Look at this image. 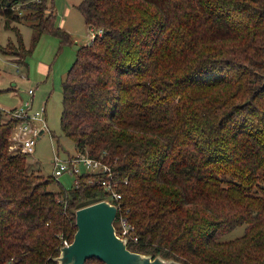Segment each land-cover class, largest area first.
<instances>
[{
    "label": "trees",
    "instance_id": "1",
    "mask_svg": "<svg viewBox=\"0 0 264 264\" xmlns=\"http://www.w3.org/2000/svg\"><path fill=\"white\" fill-rule=\"evenodd\" d=\"M16 4L34 13L33 40H69L48 0H0V14L16 19ZM76 8L95 34L62 81L61 128L76 150L106 152L117 214L136 238L126 246L184 264H264V0ZM4 117L0 110V264H57L74 211L105 192L88 175L50 189L56 179L8 151L15 119ZM241 224L242 235L219 239Z\"/></svg>",
    "mask_w": 264,
    "mask_h": 264
},
{
    "label": "rangeland",
    "instance_id": "2",
    "mask_svg": "<svg viewBox=\"0 0 264 264\" xmlns=\"http://www.w3.org/2000/svg\"><path fill=\"white\" fill-rule=\"evenodd\" d=\"M81 0H48L53 11V25L69 34L64 41L55 33L43 32L33 40L34 31L30 24L34 13L19 4L14 7L17 18H7L0 14V106L11 108L32 99V111L45 107L46 127L40 132L34 144L33 153L27 155L30 167L41 176H52L53 149L63 158L75 152V142L66 136L61 128L62 81L74 61L77 48L88 44L93 30L87 27L76 6ZM50 10H45L44 13ZM20 38V41H19ZM26 50V51H25ZM32 89L31 97L27 92ZM40 127L41 121H35ZM75 176L67 173L49 184L52 190L60 186L73 187ZM105 198V196H104ZM245 225H237L219 236L220 240H231L244 233Z\"/></svg>",
    "mask_w": 264,
    "mask_h": 264
},
{
    "label": "built area",
    "instance_id": "3",
    "mask_svg": "<svg viewBox=\"0 0 264 264\" xmlns=\"http://www.w3.org/2000/svg\"><path fill=\"white\" fill-rule=\"evenodd\" d=\"M101 31L98 30V33ZM95 32L93 31L92 37ZM27 92L32 97L34 92L28 89ZM32 99L25 101L19 106L11 108H4L0 106V110L4 113L6 119H15L11 133L8 140V151H19L23 154L30 155L33 153L34 144L39 138L40 132L46 127L44 120L45 107L40 106L39 110L32 111ZM4 117V121H6ZM35 121H41L40 127L35 125ZM105 151L102 155L92 156L87 151L76 150L72 154L68 153L67 157L63 158L58 154V151L53 149L52 158V177L57 179L62 174L74 175V185H78V177L88 175V182L92 179L97 180L105 192V198L102 200H109L117 207L116 227L117 235L126 236L128 239L136 240L133 234V226L129 223L127 217L118 213V203L121 200V193L117 191L118 183L115 180V171L112 164L104 157ZM117 217V216H116ZM67 239L62 240L63 244H68Z\"/></svg>",
    "mask_w": 264,
    "mask_h": 264
},
{
    "label": "water",
    "instance_id": "4",
    "mask_svg": "<svg viewBox=\"0 0 264 264\" xmlns=\"http://www.w3.org/2000/svg\"><path fill=\"white\" fill-rule=\"evenodd\" d=\"M117 207L99 200L74 211L75 233L68 244L59 246L57 264H85L95 257L104 264H184L173 258L135 252L128 248L126 236H118L114 221Z\"/></svg>",
    "mask_w": 264,
    "mask_h": 264
}]
</instances>
